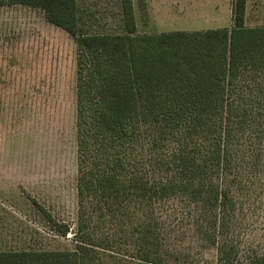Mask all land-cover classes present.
<instances>
[{
  "label": "trees",
  "instance_id": "trees-1",
  "mask_svg": "<svg viewBox=\"0 0 264 264\" xmlns=\"http://www.w3.org/2000/svg\"><path fill=\"white\" fill-rule=\"evenodd\" d=\"M120 3L125 32L109 34L90 32L78 0H0L76 43L78 161L77 229L49 218L75 249L0 250V264H172L158 215L171 203L197 212L219 264H264L229 236L264 210V25L232 0V27L138 33L133 0Z\"/></svg>",
  "mask_w": 264,
  "mask_h": 264
},
{
  "label": "rangeland",
  "instance_id": "rangeland-1",
  "mask_svg": "<svg viewBox=\"0 0 264 264\" xmlns=\"http://www.w3.org/2000/svg\"><path fill=\"white\" fill-rule=\"evenodd\" d=\"M78 2L91 33L125 32L120 0ZM133 4L138 33L233 25L232 0ZM247 8L246 25H264V0H248ZM76 82L74 39L40 9L0 6V250L76 247L74 234H57L49 220L77 229ZM171 204L158 212L166 227L168 260L219 264L217 248L197 229V212ZM239 220L229 236H238L242 248L251 244L264 250V210H247ZM124 249L133 250L130 244ZM104 258L137 264L129 255Z\"/></svg>",
  "mask_w": 264,
  "mask_h": 264
},
{
  "label": "crops",
  "instance_id": "crops-1",
  "mask_svg": "<svg viewBox=\"0 0 264 264\" xmlns=\"http://www.w3.org/2000/svg\"><path fill=\"white\" fill-rule=\"evenodd\" d=\"M247 5H248V0H247ZM248 9V8H247ZM246 12H247V10H246ZM195 30H197V29H195Z\"/></svg>",
  "mask_w": 264,
  "mask_h": 264
}]
</instances>
